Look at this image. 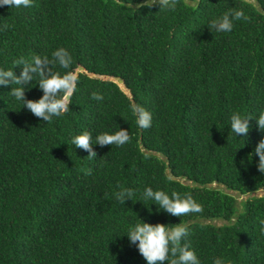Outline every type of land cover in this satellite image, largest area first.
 I'll return each mask as SVG.
<instances>
[{
	"label": "trees",
	"instance_id": "1",
	"mask_svg": "<svg viewBox=\"0 0 264 264\" xmlns=\"http://www.w3.org/2000/svg\"><path fill=\"white\" fill-rule=\"evenodd\" d=\"M140 3L0 6V69L19 76L22 57L51 60L64 48L73 64L53 70L87 71L78 73L68 112L47 123L11 95L18 85L0 86V264H147L126 235L144 221L187 225L181 243L201 264H264V195L238 200L264 191L252 153L264 138L257 124L264 112V0H180L160 11L138 9ZM233 10L250 20L234 21L231 32L208 28ZM88 72L121 77L131 95ZM38 79L27 99L43 96ZM133 106L151 113L150 128L137 126ZM233 113L252 116L246 137L230 132ZM120 128L131 141L93 144V159L72 144L85 131L95 143ZM148 187L191 195L203 211L172 216L139 201ZM122 189L133 190L135 202L121 204Z\"/></svg>",
	"mask_w": 264,
	"mask_h": 264
},
{
	"label": "clouds",
	"instance_id": "2",
	"mask_svg": "<svg viewBox=\"0 0 264 264\" xmlns=\"http://www.w3.org/2000/svg\"><path fill=\"white\" fill-rule=\"evenodd\" d=\"M180 0H142V3L137 7H148L151 9L155 5H159V11L164 9L174 10ZM33 0H0V6H9L12 8L31 7ZM236 20H250L243 10H233L223 14V16L212 19L207 25L214 33L231 32L233 22ZM5 28L8 25L4 26ZM61 68L70 69L73 64L71 54L64 48L57 49L52 53V59L47 56H34L31 60H25L23 57L16 61V65H23L22 73L17 76L12 70L0 69V86L9 84L18 85L13 87L11 95L18 101H22L23 107H26L33 115L40 118L44 122H51L53 117H59L68 112L72 97L77 90L79 75L75 71H66L63 74L59 71H54L56 65ZM39 77V88L43 90V96L38 100L26 98V88H30L34 79ZM91 98L96 101H102L104 97L92 92ZM133 115L136 116V124L141 129H148L152 125V115L143 107L133 106ZM252 116L242 118L239 113H233L230 117L231 129L237 137H246L250 130V119ZM258 129L264 132V112L259 114ZM131 141L129 131L120 128L115 133H102L96 137L95 143L92 142L90 132H83L75 136L72 144L77 148L86 150L89 159L97 156V152L93 149V144H98L101 147L107 145L123 146ZM259 156L258 170L264 174V138H262L254 151L252 152ZM90 174V172H89ZM134 191L131 189H122L116 194L117 200L124 204L128 198L133 200ZM150 200L159 205L160 209L166 210L172 216L184 217L193 213L203 211V206L195 201L191 195L182 196L176 191L171 194L163 190H153L148 187L144 190L143 196L139 201ZM133 202H135L133 200ZM151 211V209H150ZM264 224V221H261ZM170 224L163 223H147L135 225L126 234L131 243L138 242V250L147 261V264H163L168 261V264H201L197 254L190 250L187 244L182 245V240L189 234L187 225L178 223L174 227H169ZM214 264H223V261L217 258Z\"/></svg>",
	"mask_w": 264,
	"mask_h": 264
},
{
	"label": "water",
	"instance_id": "3",
	"mask_svg": "<svg viewBox=\"0 0 264 264\" xmlns=\"http://www.w3.org/2000/svg\"><path fill=\"white\" fill-rule=\"evenodd\" d=\"M81 71H86L84 69L83 66H79L77 69H76V73H80ZM87 72V71H86ZM91 76H95V77H100L102 79H110V80H113L115 82H117L119 84V86L128 94V95H131V90L126 86L124 80L119 77V76H109V75H100V74H95V73H90L88 72Z\"/></svg>",
	"mask_w": 264,
	"mask_h": 264
},
{
	"label": "rangeland",
	"instance_id": "4",
	"mask_svg": "<svg viewBox=\"0 0 264 264\" xmlns=\"http://www.w3.org/2000/svg\"><path fill=\"white\" fill-rule=\"evenodd\" d=\"M214 186H217V184H214ZM227 191H229V190H227ZM230 192L232 193V191H230ZM254 195H264V191H259L257 193L249 194V195L238 196L239 204H241V201L245 200L248 197L254 196ZM219 223H221V222H219Z\"/></svg>",
	"mask_w": 264,
	"mask_h": 264
}]
</instances>
